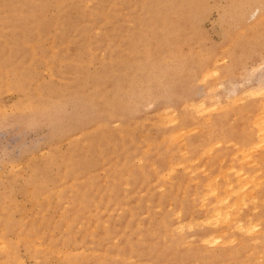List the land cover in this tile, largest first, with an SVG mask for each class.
Instances as JSON below:
<instances>
[{"label":"rangeland","instance_id":"rangeland-1","mask_svg":"<svg viewBox=\"0 0 264 264\" xmlns=\"http://www.w3.org/2000/svg\"><path fill=\"white\" fill-rule=\"evenodd\" d=\"M252 86L264 0H0V264H264Z\"/></svg>","mask_w":264,"mask_h":264},{"label":"bare ground","instance_id":"bare-ground-1","mask_svg":"<svg viewBox=\"0 0 264 264\" xmlns=\"http://www.w3.org/2000/svg\"><path fill=\"white\" fill-rule=\"evenodd\" d=\"M10 1H11V0H10ZM18 1H19V0H18ZM20 1H21V0H20ZM166 6H167V5H166ZM15 7H17V6H15ZM260 7H261V6H260ZM13 8H14V7H13ZM14 9H15V8H14ZM10 15H11V14H10ZM29 18H30V17H29ZM14 24H15V23H14ZM83 35H84V33H83ZM81 38H82V37H81ZM113 49H114V48H113ZM29 50H30V49H29ZM6 52H7V51H6ZM107 52H108V51H107ZM205 61H206V60H205ZM113 63H114V62H113ZM17 65H18V64H17ZM106 67H107V66H106ZM202 74H203V73H202ZM121 76H122V75H121ZM121 83H122V82H121ZM125 84H126V83H124V85H125ZM255 87H256V86H255ZM250 89H253V86H252V88H250ZM250 89L248 88L249 92H248V90H246V92H248V93H252L254 90H255V92H256V91H257L256 89H259L257 92H259L260 90H262L261 92H263V90H264L263 88H256V89H253V90L250 92ZM255 92H254V93H255ZM257 92H256V93H257ZM261 94H262V93H261ZM242 95H244V93H242ZM238 96H239V94H238ZM239 97H241V96H239ZM226 98L229 99V97H226ZM236 98H237V100L239 99L237 96H236ZM236 98L233 97V99H235V100H236ZM238 101H240V99H239ZM233 102H234V100L231 102V104H232ZM216 103H218V101H217ZM216 103L214 104L215 106H217V107L215 108L216 110L220 109V108H219L220 106H221V109L224 108V107H227V108H228L227 105L230 106V104L225 103V105L223 104L224 106L222 107V105L219 104V105H220V106H219V105L216 104ZM189 105H190V104H189ZM190 106H191V105H190ZM211 106H212V105H211ZM215 106H212V107H215ZM238 106H239V105H238ZM251 106H252V105H251ZM239 107H240V106H239ZM263 107H264V106H263ZM263 107H262V108H263ZM217 108H218V109H217ZM237 108H238V107H237ZM213 109H214V108H213ZM215 109H214V110H215ZM250 109H251V108H250ZM260 112H263V113H264V111H260ZM260 112H259V114H255V115H256V118H255V119L258 120V119L260 118V119L258 120V121L260 122V124H259V122H257V120H256V122H257L258 124L255 122V124L258 125L259 128H261V127L263 126V124H261V121L263 122L262 117L264 116L262 113L260 114ZM118 114H119V113H118ZM258 115H259V116H258ZM172 117H173V115H172ZM174 117H175V116H174ZM176 117H177V116H176ZM176 117H175V118H176ZM257 117H259V118H257ZM171 119H172V118H171ZM208 119H209V118H208ZM255 119H254V121H255ZM263 119H264V117H263ZM260 120H261V121H260ZM254 121H253V122H254ZM220 123H221V122H220ZM217 125H218V124H217ZM260 125H262V126H260ZM193 126H194V125H193ZM258 126H257V127H258ZM191 127H192V126H191ZM197 128H198V127H197ZM199 128H200V127H199ZM181 129H183V128H181ZM184 130H185V129H184ZM184 130H183V131H184ZM189 130H193V129L190 128ZM209 130H210V129H209ZM228 130H229V129H228ZM259 130H260V131H264V126H263V129H259ZM178 131H179V130H178ZM194 131H195V128H194ZM261 133H262V132H261ZM263 133H264V132H263ZM263 133H262V134H263ZM183 134H184V133H182V135H183ZM180 135H181V134H180ZM180 135H179V136H180ZM182 135H181V136H182ZM263 135H264V134H263ZM179 136H178V138H179ZM178 138H177V139H178ZM262 138H263V136H262ZM233 139H234V138H233ZM263 140H264V139H262L261 141H263ZM217 141L219 142V139H218ZM215 142H216V141H215ZM215 142L213 143V145L217 143V142H216V143H215ZM229 142H232V141L229 140ZM229 142H228V143H229ZM239 143H240V142H239ZM263 143H264V142H263ZM232 144H233V143H232ZM213 145H211L212 147H209V146H208V148H213V147H214ZM215 146H217V145H215ZM235 146H236V145H235ZM263 146H264V145H263ZM106 147H107V146H106ZM242 147H243V146H242ZM235 148H236V147H235ZM247 148H248V147H247ZM251 148H252V147L250 146V148H248V149H245V148H244V149H245V150H249V149H251ZM240 149H242V148H240ZM240 149H239V150H240ZM244 149H242V150H244ZM239 150H238V151H239ZM242 150H241V151H242ZM206 151H207V149H206L205 151H202V152L205 153ZM210 151H211V150H210ZM249 151H250V150H249ZM198 152H199V151H198ZM202 152H201L200 154H202ZM208 152H209V149H208ZM234 152H235V151H234ZM243 152H244V151H243ZM245 152H247V153H246V155H247V154H248V151H245ZM245 152H244V153H245ZM232 154L234 155V154H236V153H232ZM233 155H231V156H233ZM93 156H94V155H93ZM234 156H236V155H234ZM243 156H245V154H243ZM231 159H232V158H231ZM231 159H230V160H231ZM189 160H191V159H189ZM221 160H223V157L221 158ZM242 160H243V159H242ZM245 160H246V162L249 161V160H247L246 158H245ZM231 161H232V160H231ZM235 161H236V160H235ZM189 162H190V161H189ZM229 162H230V161H229ZM249 162H250V161H249ZM249 162H248V164H249ZM98 163H99V162H98ZM237 163H238V162H237ZM238 164H239V163H238ZM250 164H251V163H250ZM170 165H171V164H169V166H170ZM219 165H220V164H219ZM227 165H228V164H227ZM187 166H188V165H187ZM216 166H217V165H216ZM239 166H240V168H237V169H239L238 171H240V169L242 170V168H241V164H240ZM166 167H167V166H166ZM230 167H232V165H230L229 167H226L225 170H226L227 168H230ZM187 168H188V167H187ZM187 168H186V169H187ZM233 168H234V167H233ZM216 169H217V168H216ZM260 169H261V168H260ZM260 169H258V170L260 171ZM262 169H264V168H262ZM166 170H167V169H166ZM225 170H223V171H224V172H223L224 175H225V172H226L228 169H227L226 171H225ZM230 170H231V168H230ZM231 171H232V170H231ZM235 171H236V170H235ZM240 172L242 173V171H240ZM254 172H257V171L255 170ZM226 173H227V172H226ZM235 173H236V172H235ZM241 173H239V174H240V176L242 177L243 173H242V174H241ZM245 173H246V172H244V174H245ZM218 174H220V173H218ZM218 174H215V175H218ZM236 174H238V172H237ZM206 175H207V174H206ZM215 175H214V177H215ZM224 175L222 174L221 176L224 177ZM245 175H246V174H245ZM247 175H248V174H247ZM218 176H219V175H218ZM225 176H226L225 178L228 179L227 175H225ZM240 176H239V178H240ZM251 176H252V175H251ZM254 176H255V175H254ZM217 178H218V177H217ZM244 178H245V176H244ZM249 178H250V175H249ZM249 178H247V179H249ZM255 178H256V177H255ZM255 178H254V179H255ZM260 178H261V177H260ZM262 178H263V177H262ZM211 179H212V178H211ZM213 180H214V178H213ZM252 180H253V179H252ZM222 181H223V180H222ZM226 181L228 182V180H226ZM237 181H238V179H237ZM249 181H250V180H249ZM253 181L255 182V180H253ZM192 182H193V180H192ZM208 182H209V181H208ZM211 182L214 183V181H212V180H211ZM216 182H217V181H216ZM229 182H230V181H229ZM229 182H228V183H229ZM244 182H246V181H243V183H244ZM256 182H257V181H256ZM183 183H184V182H183ZM228 183H227V185H229ZM243 183H242L240 186L235 184L234 187L232 188V190H229V188L232 186V185H231L232 182H231V183H230L231 186L229 185L230 187L228 188V190H226V192H227V191H228V192L231 191L230 195L233 196V199H234V200L231 199L232 201H230L229 204H224L223 207H225V209H226V207H228V206L230 205L229 208L233 209L235 214L237 213L236 211H238L240 207L237 209V208H234V205L238 207V205H239V201H238V199H240V197L243 196L242 193L245 192V191H244V192H240V191L244 190V188H243V189H240L241 187H243ZM207 184H208V183H207ZM255 184H256V183H255ZM257 184H258V183H257ZM184 185H185V184H184ZM204 185H206V183H204ZM213 185H214V184H213ZM224 185H226V183H225ZM211 186H212V185H211ZM216 186H217V185H216ZM252 186L255 187L254 184H252ZM258 186H259V185H258ZM205 187H206V186H205ZM208 187H209V185H208ZM256 187H257V186H256ZM211 188L214 190L215 187L212 186ZM211 188H210V190L213 192V190H212ZM216 188H217V187H216ZM206 189H207V188H206ZM225 189H226V186H225ZM251 189H252V188H251ZM251 189H250L249 192L247 191L248 193H246V194L244 193V196L247 195V194H249V193H251V192H252ZM253 189H254V188H253ZM216 190H217V189H216ZM216 190H214V191H216ZM239 190H240V191H239ZM248 190H249V188H248ZM182 192H184V191L182 190ZM207 192H208V191H207ZM212 192H209V193L212 194ZM226 192H225V193H226ZM228 192H227V193H228ZM239 193H240V195H238ZM85 194H86V193H85ZM213 194H214V193H213ZM252 194H253V193H252ZM181 195H182V194H181ZM214 195H215V194H214ZM216 195H217V194H216ZM227 195L229 196V194H226V196H227ZM253 195H254V194H253ZM220 196H221V197H224L225 195L223 196L222 194H219V196L217 195V196H215V197L220 198ZM228 196H227V198H228ZM244 196H243V197H244ZM262 196H263V195H262ZM181 197H183V196H181ZM238 197H239V198H238ZM245 197L248 198V196H245ZM249 197H251V199L254 198V196H251V195H250ZM225 198H226V197H225ZM225 198H224V199H225ZM259 198H260V197H259ZM213 199H214V198H213ZM221 199H223V198H221ZM261 199H262V197H261ZM227 200H228V199H227ZM242 200H243V199H242ZM248 200H249V199H248ZM253 200H254V199H253ZM259 200H260V199H259ZM212 201H213V200H212ZM220 201H222V200H220ZM223 201H224V200H223ZM243 201H244V200H243ZM249 201H250V200H249ZM213 202H214V201H213ZM224 202H226V200H225ZM244 202H245V201H244ZM244 202H240L241 205H242ZM260 202H261V201H260ZM218 203H219V202H218ZM261 203H263V202H261ZM211 204H213V203L211 202ZM211 204H210V205H211ZM221 204H222V202H221ZM231 205H233V206H231ZM212 206H213V205H212ZM217 206H218V205H217ZM217 206H216L215 211L218 210V208H220V207H219L220 204H219L218 207H217ZM239 206H240V205H239ZM232 207H233V208H232ZM225 209H224V210H225ZM227 209H228V208H227ZM231 209H230V210H231ZM235 209H237V210L235 211ZM219 210L221 211V208H220ZM224 210H223L222 214H220V212H219L218 214H220V217L223 219V221H221V222H223L224 224H228V220H227V219H229V218H226V217H227V216H226V213H224V212H226L227 210H225V211H224ZM228 210H229V209H228ZM213 211H214V210H213ZM211 213H212V212H211ZM228 213H229L228 215H230V212H228ZM234 213H232L231 218H232V217H233V218H236ZM262 214H263V213H262ZM237 215H240V214L238 213ZM210 216H213V215H210ZM210 216H208V217L206 216V218H209ZM215 216H217V215H216V212H215ZM225 216H226V217H225ZM242 216H243V215H242ZM202 217H203V216H202ZM213 217H214V216H213ZM217 218H218V216H217ZM204 219H205V216H204ZM237 219H238V218H237ZM237 219H236V220H237ZM202 220H203V219H202ZM205 220H206V219H205ZM205 220H204V221H205ZM210 220L214 221V219H212V218H211V219H208L209 222H210ZM220 220H221V219H220ZM229 220H232V219H229ZM204 221H202V222H204ZM215 221H216V220H215ZM215 221H214V222H215ZM217 221L220 222L218 219H217ZM237 221H238V220H237ZM237 221H236V222H237ZM256 221H257V220H256ZM185 222H186V221H185ZM189 222H190V221H189ZM205 222H206V221H205ZM238 222H240V221H238ZM258 222H259V221H258ZM258 222H256V223H258ZM210 223H211V222H210ZM212 223H213V222H212ZM256 223H255V221H254V225H258V224H256ZM190 224H192V223L190 222ZM215 224H216V222H215ZM238 224H239V223H238ZM238 224L236 225V227L234 226V228H237L238 226L241 227V225H238ZM246 224H248V226L251 225V224H249V223H246ZM246 224H245V226H246ZM187 225H188V222H187ZM251 226H252V225H251ZM251 226H249L250 228H248V229H251ZM228 227H229V226H228ZM240 227H239V228H240ZM222 228H223V227H222ZM225 228H226V227H225ZM241 228H242V227H241ZM241 228H240V229H241ZM237 229H238V228H237ZM245 229H246L245 231H249V230H247V226L245 227ZM222 230H223V229H222ZM222 230H220V231H222ZM242 230H243V229H242ZM251 230L253 231V230H255V229H251ZM262 230L264 231V228H263ZM216 231H217V230H216ZM225 231H226V229H225ZM239 232H240V231H239ZM257 232H259V231H257ZM257 232L255 231V233H257ZM216 233H217V232H216ZM216 233H212V234H215V235H216ZM222 233L224 234V231L221 232V233H218V234H217L218 237H216V239L218 238V240H220L219 242H221V245H222L223 241H221V239H219V235L222 234ZM223 234H222V235H223ZM224 235H225V234H224ZM254 235H255V234H254ZM220 237H221V236H220ZM234 238H235V237H234ZM231 239H233V238H231ZM222 240H224V242H225L226 239H222ZM228 240L230 241V239L227 238L226 241L228 242ZM235 240H237V239H235ZM255 240H256V237H255ZM253 241H254V240H253ZM219 242H217V243L219 244ZM230 242H231V241H230ZM230 242H229V243H230ZM225 243H226V242H225ZM225 243H223V244H225ZM226 250H227V249H226ZM249 250H250V249H249ZM259 253L262 255L261 252H259ZM133 254H134V253H133ZM244 254H245V252H244ZM256 254H257V253H256ZM261 255H260V256H261ZM258 259H259V254H258ZM118 262H119V261H118Z\"/></svg>","mask_w":264,"mask_h":264}]
</instances>
